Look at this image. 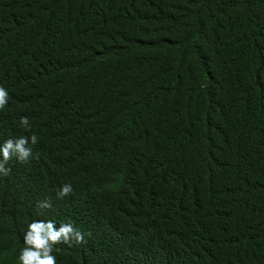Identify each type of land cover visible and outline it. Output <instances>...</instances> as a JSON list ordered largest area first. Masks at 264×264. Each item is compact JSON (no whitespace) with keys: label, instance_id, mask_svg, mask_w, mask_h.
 I'll list each match as a JSON object with an SVG mask.
<instances>
[{"label":"trees","instance_id":"16d2710c","mask_svg":"<svg viewBox=\"0 0 264 264\" xmlns=\"http://www.w3.org/2000/svg\"><path fill=\"white\" fill-rule=\"evenodd\" d=\"M0 87V264H264V0H0Z\"/></svg>","mask_w":264,"mask_h":264},{"label":"clouds","instance_id":"9594fccd","mask_svg":"<svg viewBox=\"0 0 264 264\" xmlns=\"http://www.w3.org/2000/svg\"><path fill=\"white\" fill-rule=\"evenodd\" d=\"M8 100V93L5 88L0 87V109H2ZM20 124L27 126L28 119L21 118ZM32 143H36V135L30 137ZM29 138L20 137L18 139H8L0 146V173L5 176L9 174L10 169L5 167L7 162L13 157L19 162L26 163L32 156V150L26 145ZM72 192L70 184L61 186L58 198H63ZM41 207H50L49 202H41ZM75 241L81 243L84 241V235L76 229L72 223H61L57 228L54 221H33L27 225V231L24 234L25 247L19 255V264H56V257L52 254L54 246L60 243L68 244Z\"/></svg>","mask_w":264,"mask_h":264}]
</instances>
